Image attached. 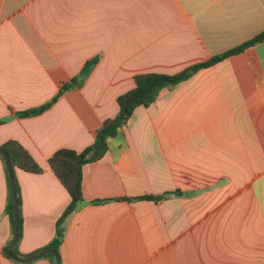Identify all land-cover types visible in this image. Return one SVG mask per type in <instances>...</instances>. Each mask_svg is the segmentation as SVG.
<instances>
[{"label":"crops","instance_id":"obj_1","mask_svg":"<svg viewBox=\"0 0 264 264\" xmlns=\"http://www.w3.org/2000/svg\"><path fill=\"white\" fill-rule=\"evenodd\" d=\"M263 31L264 0H0V146L17 142L42 169L14 170L18 258L53 239L70 203L49 157L91 145L134 76L176 74ZM94 58L81 87L17 116ZM81 192L63 224L60 264H264V41L136 108L105 155L82 167ZM6 201L0 158V264H51L5 256Z\"/></svg>","mask_w":264,"mask_h":264},{"label":"trees","instance_id":"obj_2","mask_svg":"<svg viewBox=\"0 0 264 264\" xmlns=\"http://www.w3.org/2000/svg\"><path fill=\"white\" fill-rule=\"evenodd\" d=\"M264 41V31L255 36L253 39L244 44L235 47L221 55L215 56L206 62L192 65L176 74L166 75L158 73H145L133 77V88L116 98L118 112L113 118L106 119L95 133L94 141L91 145L86 147L81 152H76L70 149H59L55 151L48 159L47 163L59 183L63 186L70 197L69 205L64 209L61 216L55 224V234L53 239L42 249L35 252L33 255L42 253L48 250L54 251L59 257L60 246L63 241L64 229L63 224L67 217H69L82 203L81 180L82 167L86 164L94 163L100 160L107 151V140L115 137L118 130L122 128L131 118L134 110L138 107L147 108L152 105L159 92L163 89L172 88L175 85L189 79L195 72L200 69L208 68L223 59L240 53L248 46ZM97 63V59L87 61L78 76L70 79L68 82L61 85L55 96L43 106L29 111L18 113V117H30L39 115L45 110L49 109L61 95L74 88H79L90 74L91 70ZM0 149L6 153L9 158L11 167L14 170L18 169L29 174H41L42 169L31 155L17 142L8 141L0 146ZM5 178L7 183V201L4 212L7 215L10 223L11 234L13 235V205L10 182L6 171V166L3 158ZM15 181V178H14ZM15 189L18 201V239L17 243L10 249V253L15 257H23L17 252V244L21 238L22 233V215L21 202L19 196V189L15 181ZM167 195V194H166ZM166 195L161 196H143L133 199H124L125 201H152L158 202L163 200ZM177 195H180L177 192ZM104 201H94L92 204L104 203ZM44 258L48 259L51 264H55L53 255H46Z\"/></svg>","mask_w":264,"mask_h":264},{"label":"water","instance_id":"obj_3","mask_svg":"<svg viewBox=\"0 0 264 264\" xmlns=\"http://www.w3.org/2000/svg\"><path fill=\"white\" fill-rule=\"evenodd\" d=\"M0 156L3 158V161L6 166V171H7L8 179L10 182L12 205H13V235H12L11 241L9 242V244L4 250L5 256H7L9 259L15 262H18V263H29L37 259H40L46 255H53L55 258V264H60L58 255L52 250L38 253V254H35L27 258H18V257L13 256L10 253V249L17 243V239H18V201H17L16 189H15L13 169L11 167L9 158L6 155V153L3 152L1 149H0Z\"/></svg>","mask_w":264,"mask_h":264}]
</instances>
